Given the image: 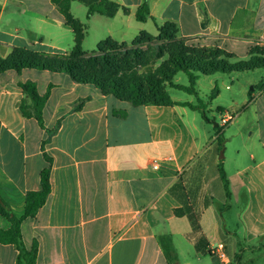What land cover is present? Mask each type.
<instances>
[{"label":"crops","instance_id":"1","mask_svg":"<svg viewBox=\"0 0 264 264\" xmlns=\"http://www.w3.org/2000/svg\"><path fill=\"white\" fill-rule=\"evenodd\" d=\"M110 1L118 5L113 16L92 14L87 20L102 18L104 38L117 42L128 43L140 32L155 35L159 24L171 21L178 37L235 57L248 58L250 46L264 43V0H147L144 21L135 18L143 0ZM71 32L51 0H0V57L12 47L67 53ZM25 80L34 81L40 95L51 84L42 110L44 127L55 128L50 136L19 110V82ZM262 82L248 97L260 108L256 143L250 131L242 139L249 160L238 162L232 173L224 170L227 198L216 139L195 134L186 110L192 108L133 105L64 72L0 73V193L15 214L25 193L39 189L40 171L49 166L45 203L21 223L24 244L37 243L35 264H167L157 241L161 234L171 235L179 264H264ZM80 98L86 100L77 109ZM216 110L222 126L232 119L222 123L226 113L221 106ZM176 208L185 211L177 215ZM223 210L234 218L232 228ZM7 226L0 215V227ZM16 254L13 245L0 243V264H16Z\"/></svg>","mask_w":264,"mask_h":264},{"label":"trees","instance_id":"2","mask_svg":"<svg viewBox=\"0 0 264 264\" xmlns=\"http://www.w3.org/2000/svg\"><path fill=\"white\" fill-rule=\"evenodd\" d=\"M72 1H78L86 7V18L92 14H100L111 17L117 11L118 5L110 0H51L57 11L63 16L65 23L73 33V45L67 53H47L31 50L25 47H12L6 57H0V73L12 69L19 72L22 68H35L64 72L69 75L72 81L77 83H90L97 87L102 93L110 94L117 99L125 100L133 105L154 104V105H183L192 109H200L198 105L188 101H174L171 99L166 87H173L196 94L195 89L197 73L209 75L214 72H233L264 68V44H254L249 47V57L246 60H232L233 53L217 46L210 45H187L185 38L178 37L177 25L171 21H165L157 26L156 39H164L171 42L167 47V58L156 69L138 73L130 70L127 73L130 63L129 56L139 57L144 53L132 46L146 44L155 39L151 34L140 32L130 42H117L110 37L100 40L96 49L91 53L82 50L81 43L85 35L86 27L78 18L74 17L70 6ZM149 16L147 0H143L137 7L135 18L144 21ZM174 40V41H173ZM145 42V43H143ZM124 46L123 55L117 57L113 48ZM127 44L129 47H127ZM162 49V47H161ZM151 51V49H150ZM158 51L156 55H161ZM178 71H183L188 78V85H181L173 82ZM24 98L18 103L19 110L24 117H33L39 127L46 130L50 136L55 128L44 127L42 110L48 97L51 84L48 85L43 94H39L34 81L25 80L19 82ZM263 86V82L257 84V89ZM250 99V91L248 92ZM85 98L77 101L76 108L79 109ZM203 116L205 117L204 113ZM218 127V125H216ZM48 138V137H47ZM43 140L42 146L47 141ZM224 138L217 136L215 151L219 162L217 165L225 196H230L229 180L224 171L222 160L224 151ZM44 158L50 162L51 158L44 154ZM39 189L29 190L23 197V207L19 214H15L6 200L0 193V215L8 223L6 228L0 227V243L11 244L17 251L16 264H35L37 243L32 241L27 247L22 239L21 223L26 218L33 217L37 210L45 203L49 193V166L40 171ZM187 206H185L186 209ZM185 209L176 208L175 214H182ZM157 241L165 256L167 264H179L177 252L173 246L170 234L157 236ZM239 260L238 253L234 261ZM232 264H236L232 263Z\"/></svg>","mask_w":264,"mask_h":264},{"label":"rangeland","instance_id":"3","mask_svg":"<svg viewBox=\"0 0 264 264\" xmlns=\"http://www.w3.org/2000/svg\"><path fill=\"white\" fill-rule=\"evenodd\" d=\"M72 3L71 12L73 16L85 24L86 31L81 47L83 51L89 54L96 49L97 42L104 38L105 28L101 22L102 18H97L99 20L90 22L86 18L85 5L78 1H72ZM69 35L71 40L68 49L70 50L73 45V33L71 32ZM57 36L59 39H63L61 33H58ZM152 36L155 38L157 34ZM184 40L185 44L196 46L186 41V39ZM170 42L171 40H159L155 38L146 44L132 46L133 48L142 50L144 55L139 57L129 56L130 63L127 73L130 70L143 73L156 69L161 63L165 62L168 56L166 50L167 47L170 48ZM117 45L118 46L113 48L112 51H114L119 58L123 55L125 48L124 46H120V44ZM127 47H129L128 44ZM160 50L162 54L160 56L156 55ZM237 59L246 60L247 56H236L232 58V60ZM197 75L198 78L195 84L196 94L188 93L173 87L168 88V93L174 99L190 101L199 106L200 109L194 110L186 108L189 116V124L196 135L199 134L202 137L211 136L213 140L216 139V136H222V138L225 139L223 157L225 160L224 170L227 173H232L238 162L243 163L249 160L243 148L242 139L246 140L249 136V132L252 131L254 142L256 143L258 123L255 117L256 113L260 112V108L257 107V104L249 103L248 92L257 93V84L264 81V68L228 73L214 72L209 75L197 73ZM173 81L177 84L188 85L187 75L183 71L176 72ZM217 106H221L223 112L232 116V119L224 126L221 125L220 119V114H222V112L216 110ZM191 117L194 119H191ZM185 120L188 121L187 118H185ZM214 123H218V127L215 126ZM238 150L240 151L239 154H237ZM216 203L221 204L217 199ZM222 214L224 216V223L232 228V223L234 222V218H231L234 216L233 209L230 212L232 215L230 217L231 220L228 219L227 211L223 210Z\"/></svg>","mask_w":264,"mask_h":264},{"label":"built area","instance_id":"4","mask_svg":"<svg viewBox=\"0 0 264 264\" xmlns=\"http://www.w3.org/2000/svg\"><path fill=\"white\" fill-rule=\"evenodd\" d=\"M231 118H232V116L230 114H226L224 117H222V123H225L227 120H229ZM156 165H157V163L154 162L153 166L156 167ZM211 250H213L214 252L217 251V253L219 254V257L224 258V253L220 249L218 250V247H214Z\"/></svg>","mask_w":264,"mask_h":264},{"label":"water","instance_id":"5","mask_svg":"<svg viewBox=\"0 0 264 264\" xmlns=\"http://www.w3.org/2000/svg\"><path fill=\"white\" fill-rule=\"evenodd\" d=\"M214 125L216 126L217 124H216V123H214Z\"/></svg>","mask_w":264,"mask_h":264}]
</instances>
